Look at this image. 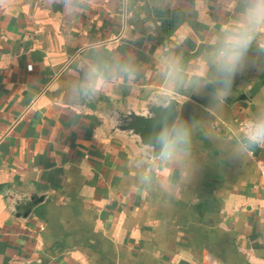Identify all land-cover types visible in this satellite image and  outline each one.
<instances>
[{"label": "crops", "instance_id": "0c3cea01", "mask_svg": "<svg viewBox=\"0 0 264 264\" xmlns=\"http://www.w3.org/2000/svg\"><path fill=\"white\" fill-rule=\"evenodd\" d=\"M240 0H0V264H264V191L225 134L264 96L254 62L215 98L202 55ZM181 58L166 87L162 57ZM116 74L73 103L85 60ZM130 67L131 75L121 69ZM192 125L194 172L145 153L108 119L153 94Z\"/></svg>", "mask_w": 264, "mask_h": 264}, {"label": "clouds", "instance_id": "9594fccd", "mask_svg": "<svg viewBox=\"0 0 264 264\" xmlns=\"http://www.w3.org/2000/svg\"><path fill=\"white\" fill-rule=\"evenodd\" d=\"M264 33V0H240L238 10L219 25L214 26L211 43L202 55V62L209 74L195 87L215 84V98L222 101L231 93L232 82L257 54L254 45ZM162 75L166 87L183 82L181 58L172 55L162 57ZM127 71L129 75L133 70ZM116 74L115 65L107 60H85L81 78L68 86L73 103L82 102L94 95ZM224 147L234 157H243L250 149L264 146V96L249 111L242 122L235 124L224 137ZM159 146L156 156L164 162H174L184 172V180H190L194 172L192 158V125L175 120L159 128L155 136Z\"/></svg>", "mask_w": 264, "mask_h": 264}, {"label": "water", "instance_id": "95a60500", "mask_svg": "<svg viewBox=\"0 0 264 264\" xmlns=\"http://www.w3.org/2000/svg\"><path fill=\"white\" fill-rule=\"evenodd\" d=\"M178 105L176 97L155 93L143 104L127 103L123 111L116 109L115 116L108 119L109 129L130 138L152 160L159 147L155 136L161 126L176 120Z\"/></svg>", "mask_w": 264, "mask_h": 264}, {"label": "built area", "instance_id": "2783aa9c", "mask_svg": "<svg viewBox=\"0 0 264 264\" xmlns=\"http://www.w3.org/2000/svg\"><path fill=\"white\" fill-rule=\"evenodd\" d=\"M244 118H242L238 123L242 122ZM264 146H258L256 147L257 149H262ZM249 153L252 155V157L254 158V161H255V166H256V169H257V172H258V176H259V180H260V183H261V187L264 191V160L261 159V158H257L255 153L253 151H249Z\"/></svg>", "mask_w": 264, "mask_h": 264}]
</instances>
